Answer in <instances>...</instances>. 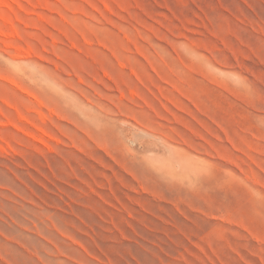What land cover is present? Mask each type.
Here are the masks:
<instances>
[{"label": "rangeland", "instance_id": "rangeland-1", "mask_svg": "<svg viewBox=\"0 0 264 264\" xmlns=\"http://www.w3.org/2000/svg\"><path fill=\"white\" fill-rule=\"evenodd\" d=\"M0 264H264V0H0Z\"/></svg>", "mask_w": 264, "mask_h": 264}]
</instances>
